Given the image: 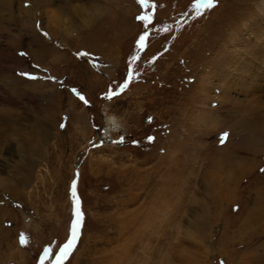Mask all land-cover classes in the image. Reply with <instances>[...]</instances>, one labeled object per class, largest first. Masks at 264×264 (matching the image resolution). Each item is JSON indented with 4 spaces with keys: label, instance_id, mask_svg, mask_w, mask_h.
<instances>
[{
    "label": "rangeland",
    "instance_id": "374dc122",
    "mask_svg": "<svg viewBox=\"0 0 264 264\" xmlns=\"http://www.w3.org/2000/svg\"><path fill=\"white\" fill-rule=\"evenodd\" d=\"M25 1L0 33V264H264L242 144L264 143V0Z\"/></svg>",
    "mask_w": 264,
    "mask_h": 264
},
{
    "label": "bare ground",
    "instance_id": "6f19581e",
    "mask_svg": "<svg viewBox=\"0 0 264 264\" xmlns=\"http://www.w3.org/2000/svg\"><path fill=\"white\" fill-rule=\"evenodd\" d=\"M23 1H25V0H0V33L1 32H3V30H4V28L6 29V26L3 28L2 27V25L3 24H5V21H6V19H5V17H4V14H3V12H5L6 13V15L9 17V19L11 20V21H15V22H18V20L16 19V16L14 15L15 14V12H17V14H19L20 15V9L19 8H17V9H14V5L17 3V4H19V3H21V5H22V3H23ZM29 1H31V0H29ZM34 1V5H37V1L38 2H40L41 3V1H43V0H32L31 2H33ZM71 1H73V0H71ZM76 1H81V0H76ZM26 2V1H25ZM30 2V3H31ZM20 5V4H19ZM92 8H94V7H92ZM95 9V8H94ZM30 10H31V8H29V9H27L26 10V12H27V14H28V16H27V19L29 20V21H34V17H35V20H36V17H37V12H36V10H35V8H34V12H33V14L30 12ZM70 11H74V12H76V13H79V16H84L85 18H92V16H93V13H94V11H96V10H94V11H91L92 9H89V10H87V9H84V8H76V9H69ZM98 10V9H97ZM39 14V13H38ZM34 15V16H33ZM40 15H38V17H39ZM9 23V22H8ZM19 23V22H18ZM7 24V23H6ZM35 26V25H34ZM9 28V27H8ZM48 32V31H47ZM10 35V34H9ZM13 36H15V35H13ZM48 36H49V34H48ZM16 37V36H15ZM14 37V38H15ZM36 38V37H35ZM37 43V42H36ZM15 45V44H14ZM10 46V45H9ZM14 48V47H13ZM41 48H44V46L42 45V47ZM15 50L14 51H16L18 48H14ZM46 51H45V53L43 54V57H42V59H39V57H35V63L37 64V65H40L41 64V62H43V60H44V57H46L47 56V53L49 52L50 53V51L49 50H47V49H45ZM11 51V50H10ZM13 51V50H12ZM32 52V51H31ZM16 53V52H15ZM19 58H17V60H18ZM19 61V60H18ZM58 61H60V60H58ZM57 62V61H56ZM3 80H4V78H2V79H0V82L2 83L3 82ZM3 83H5V82H3ZM4 85V84H3ZM7 85V84H6ZM33 85V84H32ZM34 86V85H33ZM20 86H19V83L17 82V81H15L14 82V84L12 85V82L11 83H9V86H8V88H9V90H10V92H11V94L12 95H14V96H16V97H20V96H22V94L24 93L20 88H19ZM37 92H40L39 90L37 91ZM5 110H0V123L2 122V121H5V112H4ZM10 113V112H9ZM8 114V113H7ZM8 115H10V114H8ZM7 119V118H6ZM107 121H110V122H112V124H115L114 123V120L112 119V120H107ZM114 129V127H111L110 129ZM108 131L109 130H107V129H105L104 131H103V133H102V135L103 136H107V134H108ZM252 134L254 133V132H251ZM253 137H258L257 139H258V142L259 143H261L260 145H261V147H263L264 148V143H262L263 141L260 139L261 137H259V136H255V135H249L246 139H243V141H242V144H243V146L245 145V143L251 148V145L254 143L253 142V140H248L249 138H251V139H253ZM257 151H259V150H261V149H259V148H255ZM255 151V150H254ZM257 151H256V153H257Z\"/></svg>",
    "mask_w": 264,
    "mask_h": 264
},
{
    "label": "snow or ice",
    "instance_id": "6c2138e0",
    "mask_svg": "<svg viewBox=\"0 0 264 264\" xmlns=\"http://www.w3.org/2000/svg\"><path fill=\"white\" fill-rule=\"evenodd\" d=\"M201 4L205 5L206 8H209L210 9V8H212L214 6V0H201ZM140 19L145 20V21H148L150 18H148V17H141ZM145 40H146V36H141L140 37V40H139V46H140V48H144V46H145ZM21 55H25V54L24 53H21ZM24 75H26L29 79H36V77H34V76H29L28 74H24ZM129 75L131 76V73ZM123 87L126 88L127 87V84L123 85ZM114 95H118V93H110L107 98L108 99H112V97ZM80 98L82 100L84 99L83 96H81ZM226 138H227V134H224V136L221 137L222 140L223 139H226ZM76 216H77V219H76V221L73 224V242H75L76 233H77V231H78V229L80 227L81 214H80L79 210H77ZM70 248H71V245H67L66 246V249H70ZM62 254L66 256L68 254V251L65 250Z\"/></svg>",
    "mask_w": 264,
    "mask_h": 264
},
{
    "label": "water",
    "instance_id": "95a60500",
    "mask_svg": "<svg viewBox=\"0 0 264 264\" xmlns=\"http://www.w3.org/2000/svg\"><path fill=\"white\" fill-rule=\"evenodd\" d=\"M66 250V248L63 250V252ZM62 253H61V255L60 256H58V258L56 259V261H55V263H53V264H57L58 263V261L60 260V258L62 257Z\"/></svg>",
    "mask_w": 264,
    "mask_h": 264
}]
</instances>
